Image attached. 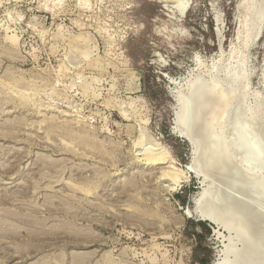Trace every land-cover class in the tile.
<instances>
[{
  "label": "rangeland",
  "instance_id": "1",
  "mask_svg": "<svg viewBox=\"0 0 264 264\" xmlns=\"http://www.w3.org/2000/svg\"><path fill=\"white\" fill-rule=\"evenodd\" d=\"M242 1L0 0V264L216 260L220 241L184 215L200 190L173 171L189 155L170 131L172 92L187 74V86L213 77L199 62L235 44ZM248 59L255 92L264 21ZM256 100L244 98L248 124L264 122V97L259 114L247 109ZM227 245L242 248L235 233Z\"/></svg>",
  "mask_w": 264,
  "mask_h": 264
},
{
  "label": "bare ground",
  "instance_id": "2",
  "mask_svg": "<svg viewBox=\"0 0 264 264\" xmlns=\"http://www.w3.org/2000/svg\"><path fill=\"white\" fill-rule=\"evenodd\" d=\"M257 1L243 0L240 3L241 20L237 43L230 47L227 54H220L219 59L209 66L199 62L198 73L206 71V74H210L209 71L213 70V77L206 81L203 75L196 76L197 78L187 86L188 93H179L176 97L178 114H175V125L193 144L194 153L190 167L199 172L207 183L199 194L197 209L203 217L210 218L227 232L222 240L224 245L221 247V253L229 233H235L236 240L242 243V248L237 250L227 245L218 264H264V213L261 211L264 208V173L251 180L253 173L246 172L243 166V161H246L248 166H258L264 171V126H260L264 122L260 124V119L256 118L251 120L253 123L248 124L244 118V98L248 101L250 95L247 49L264 21L263 18L253 34L255 20H259L264 14V10L258 11L259 6L256 8ZM246 2L248 4L245 6ZM262 2L261 7L264 0ZM245 29L247 36L242 41ZM238 49L241 51V57ZM239 61L243 62L239 63L242 64L241 67L237 66ZM225 63L231 66L229 75L226 73L227 68L224 71L221 66ZM208 67L210 68L207 69ZM229 88L231 89L228 90ZM253 95L260 101L263 98L260 91H255ZM259 102L256 100L252 106L247 107L248 111L257 114ZM229 104L232 108L227 113ZM223 122L226 127H223ZM157 157L146 156V166L161 163V156ZM173 171L192 175L184 167ZM171 172L166 174L171 175ZM177 175L172 173L175 183L178 180ZM235 176H239L245 186L239 188L233 185L232 179ZM232 186L236 190L235 195L231 196L228 190ZM253 192L261 198L253 197Z\"/></svg>",
  "mask_w": 264,
  "mask_h": 264
},
{
  "label": "water",
  "instance_id": "3",
  "mask_svg": "<svg viewBox=\"0 0 264 264\" xmlns=\"http://www.w3.org/2000/svg\"><path fill=\"white\" fill-rule=\"evenodd\" d=\"M239 10H240V6H239ZM239 26V25H238ZM262 26V25H261ZM260 32H261V28L259 30V33L257 34V36L255 37L254 41L249 45L248 49H247V59H248V54H249V51L250 49L252 48V46H254L257 38L259 37L260 35ZM237 43V32H236V42L235 44ZM220 52H222L221 49H219ZM247 66L249 67L248 71H249V83H250V95H249V100H248V103H252L253 101V91H252V88H251V82H250V79L252 77V74H253V70L251 68V65H250V62H249V59L247 61ZM200 71V70H198ZM198 72H196L197 74ZM188 76L182 78V82L179 84L177 82H171V83H174L175 85H178L179 86H176L177 88L175 90H173L172 92V99H173V107H172V119H171V124H170V131H171V134L176 136L177 138L181 139L183 142H185L188 146V155H189V165H185L184 168L185 170H187L189 173L192 174V176L197 180V184L199 185L198 188H199V193L196 195V197H194V200L192 199V209L190 210L188 207H186L184 209V215L186 218L188 219H195L197 222H202V223H205L208 228L211 230V235L216 239V240H219L220 243H221V247H223V237L227 234V232L225 230H223V228H221L217 223H215L213 220H211L210 218H207V217H203L200 213H199V210L197 209V202H198V198H199V194H201V192L204 190V188L207 186V183H206V180L205 178L197 171H194L190 165L192 163V160H193V153H194V149H193V144H192V141L189 139V137H187L183 132L180 131L179 127L177 125H175L176 121H175V114L177 112V99H176V95L177 93H179V91L181 90H184L187 86V82L190 78H192L195 74L194 73H191V74H187ZM263 76H264V71H262L259 75V82H258V85H259V90L257 91H260L262 93V96L264 97V85H263ZM243 166H244V169L246 172L248 173H255L257 174V169H255V167L253 166H248L246 161H243ZM233 180V185L237 186V187H243L245 186L243 184V181L240 180L239 176H235ZM235 187L232 186L231 189L228 190L229 194L232 196V195H235ZM253 197H255L256 199H260L261 197L258 196L257 194H252ZM261 211L264 213V208L261 209ZM194 217V218H193ZM223 255L221 253V251L219 252V254H217V258L216 260L212 263V264H218L220 262V260L222 259Z\"/></svg>",
  "mask_w": 264,
  "mask_h": 264
},
{
  "label": "trees",
  "instance_id": "4",
  "mask_svg": "<svg viewBox=\"0 0 264 264\" xmlns=\"http://www.w3.org/2000/svg\"><path fill=\"white\" fill-rule=\"evenodd\" d=\"M189 222V221H188ZM199 224H201V223H199Z\"/></svg>",
  "mask_w": 264,
  "mask_h": 264
}]
</instances>
